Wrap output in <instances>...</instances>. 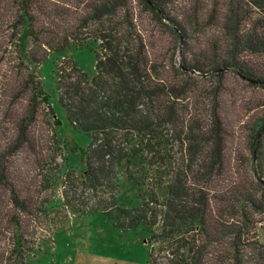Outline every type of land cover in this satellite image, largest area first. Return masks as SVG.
I'll return each mask as SVG.
<instances>
[{
	"label": "trees",
	"instance_id": "obj_1",
	"mask_svg": "<svg viewBox=\"0 0 264 264\" xmlns=\"http://www.w3.org/2000/svg\"><path fill=\"white\" fill-rule=\"evenodd\" d=\"M88 40L95 76L64 60L57 81L91 138L86 171L50 200L63 150L39 69ZM248 90L264 91V0H0V264L49 246L60 201L122 229L145 223L146 264H264V98ZM238 98L257 110L234 144L225 108ZM123 162L129 179L156 169L163 206L151 189L140 207L117 203Z\"/></svg>",
	"mask_w": 264,
	"mask_h": 264
},
{
	"label": "rangeland",
	"instance_id": "obj_2",
	"mask_svg": "<svg viewBox=\"0 0 264 264\" xmlns=\"http://www.w3.org/2000/svg\"><path fill=\"white\" fill-rule=\"evenodd\" d=\"M98 50V43L93 40H88L83 45L53 50L39 69L49 103L58 118L55 131L64 155L58 158L59 170L55 175L54 188L47 190L50 200H55L56 197L64 198V177L69 170H74L78 175L86 171L85 153L91 141L84 130L70 122L66 109L60 103L57 85L59 65L64 60H74L77 67L89 77H94ZM247 94L253 96L246 98L249 100L264 98V91L251 93V90H248ZM256 110L246 113L239 98L236 105L225 108L229 128L233 135L235 134L234 144L235 136L242 132V124L247 122ZM146 167L144 168L148 170V178L145 171H141L137 172L135 178L129 179L125 173L126 162L121 164L118 169L119 188L115 195L117 203L140 207L151 189L159 196L163 206L166 188L160 184L156 169ZM139 169L140 164L138 171ZM50 217L53 222L49 224L47 232L49 246L43 247L29 264H146L150 260L151 230L145 223L135 228L122 229L101 211L81 215L61 201L51 207ZM160 225L161 219L153 230L158 231ZM44 228L46 229L45 225ZM257 230L260 241L264 243V221L258 223Z\"/></svg>",
	"mask_w": 264,
	"mask_h": 264
}]
</instances>
